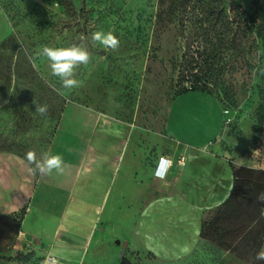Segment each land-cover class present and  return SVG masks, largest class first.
Returning a JSON list of instances; mask_svg holds the SVG:
<instances>
[{
    "label": "rangeland",
    "instance_id": "obj_1",
    "mask_svg": "<svg viewBox=\"0 0 264 264\" xmlns=\"http://www.w3.org/2000/svg\"><path fill=\"white\" fill-rule=\"evenodd\" d=\"M179 2L0 0V40L11 31L0 45V150L23 158L47 151L67 165L62 175L37 174L35 209L51 196L60 209L89 145L67 213L55 229L44 224L49 236L24 228L25 211L0 216V264H264L255 259L256 227L230 248L201 239L187 257L172 260L122 246L146 198L92 196L110 188L115 163L120 176L136 158L138 181L155 157L156 165L166 154L182 165L176 141L188 139V130H195L189 141H210L234 166L264 169V0ZM110 29L119 48L93 46L91 34ZM73 43L87 46L91 61L77 70L80 86L64 90L38 53ZM193 82L213 95L178 92ZM33 100L47 105L46 115L35 112ZM99 111L105 117L95 123Z\"/></svg>",
    "mask_w": 264,
    "mask_h": 264
},
{
    "label": "crops",
    "instance_id": "obj_2",
    "mask_svg": "<svg viewBox=\"0 0 264 264\" xmlns=\"http://www.w3.org/2000/svg\"><path fill=\"white\" fill-rule=\"evenodd\" d=\"M1 11L6 16L0 6V14ZM10 32L0 40V43L9 37ZM102 117L105 115L99 111L94 122L100 123ZM59 123L60 119L56 125ZM188 131L191 133L186 135L188 139L176 141L178 155L184 156L182 165L176 166L175 160L178 157L174 158L170 154L161 155L171 160L165 176L154 175L158 158L155 157L151 172L148 174L144 166V174H140L138 181L137 166L135 165L136 168L133 166L138 162L134 158L126 165L120 176H118L120 168L116 170L118 165L116 163L111 165L113 170L109 181L110 188L104 191L93 189L92 192L95 198L105 196L112 200H128L140 196L146 198L137 208L134 224L130 227L132 230L127 228L128 236L125 242L131 249L146 252L155 259L163 257L165 260H172L187 257L201 240L199 232L203 217L221 204L231 191L232 171L226 154H216L213 148H210V141L202 143L189 141V138L195 140L193 139L195 130ZM215 138L216 141L219 135ZM88 150L89 145L74 165L69 191L58 210L52 208L56 203L53 196L48 198L47 206L44 205L40 209L33 207L32 196L38 173L30 172L31 165L19 154L0 150V216L11 217L24 210L22 221L24 228L34 235L49 236L50 231L44 224L52 222L55 229L57 223L67 213ZM149 178L156 181L151 190H148Z\"/></svg>",
    "mask_w": 264,
    "mask_h": 264
},
{
    "label": "trees",
    "instance_id": "obj_3",
    "mask_svg": "<svg viewBox=\"0 0 264 264\" xmlns=\"http://www.w3.org/2000/svg\"><path fill=\"white\" fill-rule=\"evenodd\" d=\"M186 1L180 0L177 6L184 5L186 7ZM261 47L262 53H264V35H261ZM15 65L16 63L13 67ZM193 83V86L183 88L178 92L192 89L210 92L202 85L195 86L196 82ZM261 97L264 98V88L261 89ZM260 111L264 113V106H261ZM260 118L262 121L264 114H261ZM229 164L232 171L231 191L221 204L203 217L199 236L209 243L230 248L252 231L253 227H256L257 238L254 246L260 249L262 237H264L262 236L264 235V203L257 200L256 197L264 192V169L247 165L234 166L230 161ZM31 167L33 166L31 165ZM22 212L24 210L17 214ZM6 217H10V215H6Z\"/></svg>",
    "mask_w": 264,
    "mask_h": 264
},
{
    "label": "clouds",
    "instance_id": "obj_4",
    "mask_svg": "<svg viewBox=\"0 0 264 264\" xmlns=\"http://www.w3.org/2000/svg\"><path fill=\"white\" fill-rule=\"evenodd\" d=\"M91 42L93 46L99 44L105 49L115 51L120 46L119 38L114 34V30L108 31L97 30L91 34ZM38 55L47 59L48 67L51 75L57 77L60 81L61 88L64 90H73L80 86L77 79V70L81 65H88L91 61V53L84 44L73 43L68 47H48L43 46ZM63 94V92H61ZM35 104V112L41 116L47 114L48 107L45 104H39L33 100ZM29 165L30 172L39 173L43 176H49L53 172L62 175L65 173L67 165L64 158L60 154H51L50 152H42L40 157L34 150H29L25 155ZM257 200L264 203V192L260 193ZM55 255V252L50 253ZM257 261H264V246L257 251L255 255Z\"/></svg>",
    "mask_w": 264,
    "mask_h": 264
},
{
    "label": "built area",
    "instance_id": "obj_5",
    "mask_svg": "<svg viewBox=\"0 0 264 264\" xmlns=\"http://www.w3.org/2000/svg\"><path fill=\"white\" fill-rule=\"evenodd\" d=\"M177 161L179 163H181L182 162V158L181 157L178 158ZM170 163H171L170 159L165 158L163 156L159 157L157 165L154 168V172H153L154 175L155 176H159V177H163L166 174L167 170L169 169Z\"/></svg>",
    "mask_w": 264,
    "mask_h": 264
},
{
    "label": "water",
    "instance_id": "obj_6",
    "mask_svg": "<svg viewBox=\"0 0 264 264\" xmlns=\"http://www.w3.org/2000/svg\"><path fill=\"white\" fill-rule=\"evenodd\" d=\"M125 245H126V242L124 241L122 246H125Z\"/></svg>",
    "mask_w": 264,
    "mask_h": 264
}]
</instances>
